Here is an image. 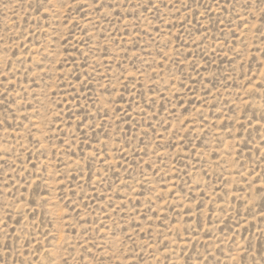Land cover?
<instances>
[{"label": "rangeland", "instance_id": "obj_1", "mask_svg": "<svg viewBox=\"0 0 264 264\" xmlns=\"http://www.w3.org/2000/svg\"><path fill=\"white\" fill-rule=\"evenodd\" d=\"M0 264H264L261 0H0Z\"/></svg>", "mask_w": 264, "mask_h": 264}, {"label": "snow or ice", "instance_id": "obj_2", "mask_svg": "<svg viewBox=\"0 0 264 264\" xmlns=\"http://www.w3.org/2000/svg\"><path fill=\"white\" fill-rule=\"evenodd\" d=\"M261 6L264 7V0H261Z\"/></svg>", "mask_w": 264, "mask_h": 264}]
</instances>
